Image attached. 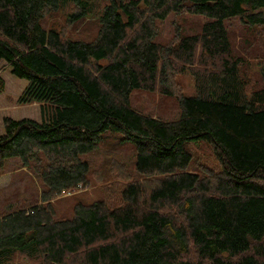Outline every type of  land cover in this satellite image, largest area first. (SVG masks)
<instances>
[{
  "label": "trees",
  "instance_id": "trees-1",
  "mask_svg": "<svg viewBox=\"0 0 264 264\" xmlns=\"http://www.w3.org/2000/svg\"><path fill=\"white\" fill-rule=\"evenodd\" d=\"M103 2L0 0V59L28 81L20 102H38L41 114L3 121L0 172L18 165L39 185L0 194V264L17 255L41 264H264V62L253 86L227 25L238 18L264 32V0ZM69 6L68 23L94 14V34L48 24ZM184 13L208 20L170 45L155 41L159 21ZM184 71L195 95L172 89ZM136 90L175 95L178 116L136 109ZM188 141L210 143L220 169L190 170ZM125 146L130 174L117 157ZM102 147L104 171L118 168L109 185L103 179L106 192L59 215L57 198L97 179L92 157Z\"/></svg>",
  "mask_w": 264,
  "mask_h": 264
},
{
  "label": "rangeland",
  "instance_id": "rangeland-1",
  "mask_svg": "<svg viewBox=\"0 0 264 264\" xmlns=\"http://www.w3.org/2000/svg\"><path fill=\"white\" fill-rule=\"evenodd\" d=\"M103 0H93V4L99 7ZM72 8L66 7L56 12V14L48 19L50 26L64 28L70 31L73 36L89 37L96 31V21L93 15L89 16L83 22L78 24L68 23L66 20L67 14ZM208 20L204 15H196L191 13L171 14L167 19L159 21V33L155 41L163 45H170L181 35L195 34L200 32L202 25ZM229 28L230 39L232 42V53L234 56H243L247 64L249 81L255 85H260L263 80L258 73V66L256 63L264 62V32L257 28L248 27L238 18H233L227 23ZM80 26V28H79ZM78 29L81 31L78 33ZM80 34V35H79ZM0 76L4 80V90L0 93V134L4 131V118L12 117L15 119L33 118L39 120L40 104L38 102L21 103L19 98L25 89L28 81L19 78L12 73L11 66L4 60L0 59ZM172 89L175 93L182 92L184 95L192 96L196 94V84L193 75L188 71L177 73L171 80ZM132 105L136 109L163 119H174L178 116L180 107L178 98L175 95H167L161 93L159 90L145 91L136 90L132 94ZM106 147H110L107 146ZM193 155V161L190 170H195L199 173L206 174L213 171H218L220 165L214 153L213 146L207 141H188L185 144ZM120 154L117 156L119 162L123 165L125 174H130L131 159H133V149L125 146L119 148ZM108 156V155H106ZM94 170L98 175H94L97 179H92V183L88 186H79V190L69 192L55 200V206L58 209L59 215L70 214L74 204L79 201L91 202L101 195L103 187V179H105V186L109 185L111 181L107 180V176H111L118 168L112 171H104L105 162V147L93 155ZM120 172V171H119ZM26 168H21L18 165L9 164L8 169L0 172V194L2 198L17 197L19 195L27 196L28 191L34 189L33 187L39 183L33 180ZM101 175V177L99 176ZM109 178V177H108ZM111 178V177H110ZM123 180L122 184L129 179ZM119 182V181H118ZM120 183V182H119ZM120 186V185H119ZM105 192L107 188L104 189ZM35 193V192H33ZM38 194V192H37ZM8 264H41L39 262H32L24 255H17Z\"/></svg>",
  "mask_w": 264,
  "mask_h": 264
}]
</instances>
